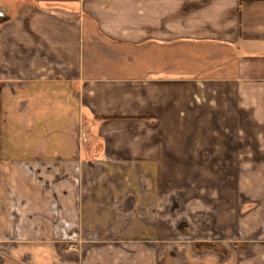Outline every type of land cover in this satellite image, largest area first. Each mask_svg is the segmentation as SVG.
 <instances>
[{"label": "crops", "instance_id": "0c3cea01", "mask_svg": "<svg viewBox=\"0 0 264 264\" xmlns=\"http://www.w3.org/2000/svg\"><path fill=\"white\" fill-rule=\"evenodd\" d=\"M0 13V264H141L121 241L158 238L160 177L205 158L264 175V0Z\"/></svg>", "mask_w": 264, "mask_h": 264}, {"label": "rangeland", "instance_id": "374dc122", "mask_svg": "<svg viewBox=\"0 0 264 264\" xmlns=\"http://www.w3.org/2000/svg\"><path fill=\"white\" fill-rule=\"evenodd\" d=\"M201 163L189 160L188 174L160 177L168 190L159 194L161 205L169 206L156 209L151 228L158 238L150 244L124 240V249H150L135 258L141 264H264V175L244 173L240 161H221V174L212 173V161L205 158L204 168H197ZM129 253L126 264L135 261Z\"/></svg>", "mask_w": 264, "mask_h": 264}, {"label": "built area", "instance_id": "2783aa9c", "mask_svg": "<svg viewBox=\"0 0 264 264\" xmlns=\"http://www.w3.org/2000/svg\"><path fill=\"white\" fill-rule=\"evenodd\" d=\"M81 139H82V141H85V136H86V129H85V127H82V129H81ZM2 231H1V229H0V243L2 242Z\"/></svg>", "mask_w": 264, "mask_h": 264}, {"label": "trees", "instance_id": "16d2710c", "mask_svg": "<svg viewBox=\"0 0 264 264\" xmlns=\"http://www.w3.org/2000/svg\"><path fill=\"white\" fill-rule=\"evenodd\" d=\"M0 18V25L6 22L7 18L5 16L2 15Z\"/></svg>", "mask_w": 264, "mask_h": 264}, {"label": "water", "instance_id": "95a60500", "mask_svg": "<svg viewBox=\"0 0 264 264\" xmlns=\"http://www.w3.org/2000/svg\"><path fill=\"white\" fill-rule=\"evenodd\" d=\"M3 14L2 13H0V17L2 16Z\"/></svg>", "mask_w": 264, "mask_h": 264}, {"label": "flooded vegetation", "instance_id": "af4514ba", "mask_svg": "<svg viewBox=\"0 0 264 264\" xmlns=\"http://www.w3.org/2000/svg\"><path fill=\"white\" fill-rule=\"evenodd\" d=\"M1 19V18H0Z\"/></svg>", "mask_w": 264, "mask_h": 264}]
</instances>
